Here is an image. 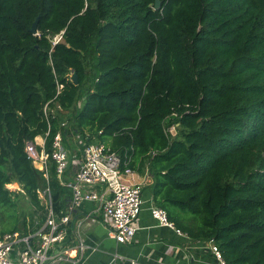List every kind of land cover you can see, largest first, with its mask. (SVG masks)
Masks as SVG:
<instances>
[{"label": "trees", "instance_id": "16d2710c", "mask_svg": "<svg viewBox=\"0 0 264 264\" xmlns=\"http://www.w3.org/2000/svg\"><path fill=\"white\" fill-rule=\"evenodd\" d=\"M156 1L0 0V235L66 215L72 166L26 153L61 133L148 167L154 205L228 264H264V0Z\"/></svg>", "mask_w": 264, "mask_h": 264}, {"label": "built area", "instance_id": "2783aa9c", "mask_svg": "<svg viewBox=\"0 0 264 264\" xmlns=\"http://www.w3.org/2000/svg\"><path fill=\"white\" fill-rule=\"evenodd\" d=\"M60 39L57 37L56 43ZM172 129L175 131L174 127ZM77 140L80 158L77 156L78 153L73 154L66 148L61 133L55 136L52 154H48L43 149L39 150V147L44 148V145L40 146L37 140L27 142L28 158L36 169L45 173V176L50 159L56 163L58 178L61 181L69 167H75L74 180L67 183V186L73 190V200L66 215L60 221L51 211L45 227L35 234L24 235L15 232L0 235V264H45L53 246L64 241L66 226L71 222L72 214L84 202L97 203L109 236L117 243L128 244L135 238L144 205L145 185L125 181L126 176L134 173L129 167L131 159L123 160L105 144H87L81 137ZM84 186L89 188L88 191H83ZM151 213L161 226L174 228L166 210L154 206ZM80 226L81 222L78 227ZM178 233L183 234L180 230ZM209 243L214 258L210 264H228L214 240H210ZM62 259L61 256L58 258V260ZM130 264L140 263L131 260Z\"/></svg>", "mask_w": 264, "mask_h": 264}, {"label": "crops", "instance_id": "0c3cea01", "mask_svg": "<svg viewBox=\"0 0 264 264\" xmlns=\"http://www.w3.org/2000/svg\"><path fill=\"white\" fill-rule=\"evenodd\" d=\"M36 140L40 146L45 144L43 137ZM77 156L80 158L81 154ZM74 170L75 167L68 173L70 182L74 180ZM133 171L125 181L145 185L144 205L133 241L117 243L109 236L97 203L84 202L72 214L64 241L53 246L45 264H114V260L115 264H130L131 260L140 264H210L214 261L209 241H195L178 233L175 227L161 226L153 218L152 176L148 167L144 173L138 169ZM82 189L86 192L89 188L84 186ZM60 256L62 260H58Z\"/></svg>", "mask_w": 264, "mask_h": 264}, {"label": "rangeland", "instance_id": "374dc122", "mask_svg": "<svg viewBox=\"0 0 264 264\" xmlns=\"http://www.w3.org/2000/svg\"><path fill=\"white\" fill-rule=\"evenodd\" d=\"M82 102L79 101V105H81ZM67 116H69V114H67ZM171 131H173L172 133L175 134V131L172 129ZM75 138H73L71 141L74 142ZM72 153H76L75 151H72ZM8 189L12 190V191H16V190H20V186H18L16 183L15 184H11V185H7L6 186ZM20 206L22 209V212L25 214H29L32 210L33 207L31 206V204L26 200V198H21L20 200Z\"/></svg>", "mask_w": 264, "mask_h": 264}, {"label": "water", "instance_id": "95a60500", "mask_svg": "<svg viewBox=\"0 0 264 264\" xmlns=\"http://www.w3.org/2000/svg\"><path fill=\"white\" fill-rule=\"evenodd\" d=\"M160 8H161V3H160L159 0H157V1H156L155 9L158 10V9H160ZM37 23H38V19L36 20V22H35L34 25H33V28H32V32H33V34H36V33H37ZM73 82H74L75 85H78V84H79V80H78V76H77V74L74 75ZM16 184H17L18 186H20L19 183H16Z\"/></svg>", "mask_w": 264, "mask_h": 264}, {"label": "bare ground", "instance_id": "6f19581e", "mask_svg": "<svg viewBox=\"0 0 264 264\" xmlns=\"http://www.w3.org/2000/svg\"><path fill=\"white\" fill-rule=\"evenodd\" d=\"M40 141V140H39Z\"/></svg>", "mask_w": 264, "mask_h": 264}]
</instances>
